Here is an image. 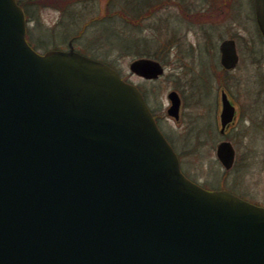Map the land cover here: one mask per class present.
Listing matches in <instances>:
<instances>
[{"label": "water", "instance_id": "95a60500", "mask_svg": "<svg viewBox=\"0 0 264 264\" xmlns=\"http://www.w3.org/2000/svg\"><path fill=\"white\" fill-rule=\"evenodd\" d=\"M254 9L264 38V0ZM26 31L23 8L0 0V264H264V207L189 180L115 68L72 43L39 54ZM220 52L234 69L236 42ZM130 71L164 70L143 58ZM238 115L222 91L223 133ZM217 157L231 169V143Z\"/></svg>", "mask_w": 264, "mask_h": 264}, {"label": "rangeland", "instance_id": "374dc122", "mask_svg": "<svg viewBox=\"0 0 264 264\" xmlns=\"http://www.w3.org/2000/svg\"><path fill=\"white\" fill-rule=\"evenodd\" d=\"M23 1L28 4L26 38L34 49L40 53L57 46L68 50L74 39L76 51L112 65L143 91L152 109L160 111L165 121L162 127L174 141L186 176L209 190L226 189L264 207V40L253 0H237L232 11L229 0H190L191 17L185 18L186 25L177 18L178 10L135 13L127 6L124 11L123 0H117L114 7L107 0ZM120 9L123 16L129 9L138 14L136 26L125 17L112 18ZM165 16H172L166 20L171 32L174 27L186 32H158L156 19ZM84 26L87 28L81 32ZM226 39L236 41L239 64L225 74L219 46ZM141 52H149L152 59L165 65L162 78L145 81L132 74L130 65L143 58ZM221 89H226L239 107L238 124L225 138L219 134L217 118ZM171 90L182 92L181 123L167 119L165 106ZM222 139L236 151L229 170L216 155Z\"/></svg>", "mask_w": 264, "mask_h": 264}, {"label": "flooded vegetation", "instance_id": "af4514ba", "mask_svg": "<svg viewBox=\"0 0 264 264\" xmlns=\"http://www.w3.org/2000/svg\"><path fill=\"white\" fill-rule=\"evenodd\" d=\"M61 1H64V2H81V1H88V0H61ZM108 1V0H107ZM124 3H125V6H124V11H126V8H127V2L128 0H123ZM233 2H236L235 5H232L231 4ZM237 0H229V5H230V10L232 11L233 8L237 5ZM135 6L136 8L138 9V13L142 12L143 9L144 10H152V13H159L161 12V10L165 11V10H168V9H174V10H178L177 14V18L179 20H181V23L183 25H186L187 23L189 24V22H186L185 21V18H188L191 17L190 12H191V2L190 0H136V3H135ZM254 8V6H253ZM254 10V9H253ZM232 13V12H231ZM201 14V13H200ZM143 15V14H142ZM203 15V14H202ZM166 18H157L156 20L158 21V26H156V30L158 32H162V33H175V34H179V33H185L186 30H181L179 31L178 28H173L172 32H171V28L168 26V23L166 22V20L170 19V17L172 16H165ZM195 19V18H194ZM233 19V18H231ZM87 27H83L81 30L84 31ZM188 27H184V29H186ZM73 43L75 42L74 39L71 40ZM70 41V42H71ZM69 45V44H68ZM58 47V46H57ZM55 48V49H60V50H66L64 47H59V48ZM172 47V45L170 46ZM169 49V48H168ZM82 53V52H80ZM88 57H91L93 59H96V60H99V61H102L103 59H100L99 57H96L95 55H91L89 53L85 54V53H82ZM221 60V58H220ZM105 62V61H103ZM162 66H165L164 64H162L160 61H158ZM220 65H221V62H220ZM222 67V65H221ZM165 69V68H164ZM223 71L224 73L225 72H232L234 71L235 69H232V70H227L225 68H223ZM165 73V72H164ZM164 73L157 79H154V80H147V79H144L142 77H139L145 81H157L159 80L160 78H162L164 76ZM226 74V73H225ZM138 77V76H137ZM125 79V78H124ZM126 80V79H125ZM128 81V80H126ZM129 82V81H128ZM140 89V88H139ZM141 93L143 94L144 98L146 97L143 93V91L140 89ZM222 91H225L229 97V99L231 100L232 104L235 105L238 110H239V107L238 105L233 101L232 97L230 96V94L228 93V91L226 89H221L220 92H219V97H218V114H217V118H218V124H219V134L222 136V138H225L229 135V133H231L233 131V129L237 126L238 124V118L237 120L234 122V123H231L229 125V127L226 129V131L223 133L222 132V127H221V123H220V107H221V92ZM177 93L178 97H179V102H180V105H179V111L177 112V115H172L170 113V109L173 105V101L170 99V95L171 93ZM146 102H147V99L145 98ZM167 101H168V104L165 106V109H166V114L169 118H167L168 120H174L175 122L177 123H181L183 121V111H184V101H183V97H182V92H179L177 90H171L167 93ZM147 105L149 106L148 102H147ZM149 109L157 123V126L158 128L160 129V131L162 132V134L165 136V138L167 139V141L170 143V145L173 147V149L175 150V147H174V141L173 139L169 136V134L167 133V131L165 132V129L162 127V122H165L163 121L164 117L162 116V114L160 113V111L157 109H152L150 106H149ZM223 142H226L225 139H222L219 143H223ZM229 142V141H227ZM217 145V147H218ZM176 151V150H175ZM177 152V151H176ZM178 154V152H177ZM179 155V154H178ZM180 158V156H179ZM181 160V159H180Z\"/></svg>", "mask_w": 264, "mask_h": 264}, {"label": "trees", "instance_id": "16d2710c", "mask_svg": "<svg viewBox=\"0 0 264 264\" xmlns=\"http://www.w3.org/2000/svg\"><path fill=\"white\" fill-rule=\"evenodd\" d=\"M18 3H19V5H21L24 8L25 13L27 14V12H28V6L27 5L28 4L25 3L23 0H18ZM108 3H109V6L114 7L116 5V3H118V2H117V0L116 1L115 0H108ZM135 3H136V0H128L127 6H129V8L132 7L133 11L135 10V13H136L137 12L136 11L137 8L134 5ZM130 10L131 9H129V11L126 12V14H125L126 16H123L124 14L122 13V11L120 9V12L113 13L112 18H119L120 17L122 19L123 17H125L126 20L128 21V23H133L134 26H136V23L139 22L138 14L132 13V12H130ZM140 56H142V57H145V56L146 57H152V55L149 54V52H141Z\"/></svg>", "mask_w": 264, "mask_h": 264}]
</instances>
